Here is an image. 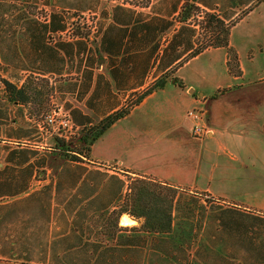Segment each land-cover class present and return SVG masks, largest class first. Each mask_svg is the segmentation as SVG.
<instances>
[{
  "label": "crops",
  "instance_id": "obj_1",
  "mask_svg": "<svg viewBox=\"0 0 264 264\" xmlns=\"http://www.w3.org/2000/svg\"><path fill=\"white\" fill-rule=\"evenodd\" d=\"M185 1L196 10L181 22ZM205 13L229 25L240 75L225 47L201 40ZM169 72L88 157L60 152L43 121L51 108L80 130ZM191 109L203 112V136ZM154 184L223 212L226 229L234 211L264 217V0H0V264L146 260L137 247L157 235L138 188L147 200ZM207 219L173 218L161 236L216 244L218 220Z\"/></svg>",
  "mask_w": 264,
  "mask_h": 264
},
{
  "label": "trees",
  "instance_id": "obj_2",
  "mask_svg": "<svg viewBox=\"0 0 264 264\" xmlns=\"http://www.w3.org/2000/svg\"><path fill=\"white\" fill-rule=\"evenodd\" d=\"M196 10V7L193 4H189L185 1L181 8V22L185 21L190 14ZM52 19V14L50 15L49 21ZM199 25L203 28L212 27V31L214 32L213 39L214 41L208 45L211 46H222L226 48L227 51V67L229 73L238 76L241 71L238 65V58L236 52L233 48L228 46V33H229V25L225 24L219 17H217L213 13H205L203 19L199 22ZM201 47H197L194 50L187 53V55L181 59L179 64H182L183 61L192 57L199 53ZM182 55V53H181ZM169 73H165L162 76L155 79L145 90L134 94L130 97L125 104L112 113L104 117L103 119L91 124L88 127L80 129L82 136L79 137V146L83 145L84 151L77 152L83 156L88 157L90 152L91 144L104 132L106 128H108L112 123H114L117 119L126 115L132 107L137 105L147 94L151 91L161 88L164 86L167 78L169 77ZM177 85L183 87V81L176 77L173 78ZM7 88H11L12 86L6 83ZM226 88L220 89L216 92L221 93L226 91ZM56 145L58 146L61 153L76 159L75 154H68L69 151L71 153L76 152V150H72L70 144L72 141L67 140L63 141L62 139L55 138ZM174 196L166 199L168 203L166 211H162L164 216L163 225H158L157 223L152 226V228H148L147 231L154 233L157 235L154 239L151 240V243L147 246L139 245L136 250V256L141 258L143 255V251L145 248L148 249V255L146 260H117L114 262H95L96 264H264V238H259L260 229L254 228L243 222V218L248 217L247 215H251L249 218L255 220L261 224H264V217L248 214V213H239L234 211L233 214L230 213L229 216L234 217V222L232 223L233 228L230 230L229 228H225L224 217L222 215L223 212H217L213 215L208 214V217H216L218 220V228L216 229L217 235V243L216 244H208V243H198L192 244V242H187L181 240V231L178 234V238L175 239H166L163 238L160 234H162L166 229H168L171 225L172 219L175 218L176 214H172L170 211V207L172 208L174 203H177L175 210H177L178 203L177 201L173 202ZM181 224V222L179 223ZM232 234V238L230 235ZM226 235L229 236L226 238ZM225 241H230V243H226ZM121 248H117L119 252H123L128 242L120 239ZM186 242V243H185ZM132 247H135L132 246ZM249 253L250 257L242 256L243 253Z\"/></svg>",
  "mask_w": 264,
  "mask_h": 264
},
{
  "label": "rangeland",
  "instance_id": "obj_3",
  "mask_svg": "<svg viewBox=\"0 0 264 264\" xmlns=\"http://www.w3.org/2000/svg\"><path fill=\"white\" fill-rule=\"evenodd\" d=\"M202 34H205V36L209 35L208 36L209 38H205V36L203 35V37H201L202 38L201 40L212 39L214 41V39L212 38V36H214L213 35L214 32L212 31V27H210V28L208 27V28L204 29ZM82 133L83 132H81L80 130H76L75 133L72 134L71 137L68 139H62V138L58 137L59 139H62L64 142L67 140L72 141L70 143V144H72L71 148H72V150H76V152L71 153V151H69L68 154L70 156H71V154H75V156L78 158V156L81 154L77 153V152L84 151L83 145L79 146V141H78L79 137L82 136ZM82 156H83V154H82ZM132 183L136 184L135 181H133ZM148 187H149V185H148ZM133 190H134V187L132 188V191ZM138 190H139V193L141 192V194L139 195V199H140L139 210H141V212H142L143 210H145V207H146L148 213L146 214V212L143 211L142 212L143 215H147V216L150 215L151 218H153V220H154V224L157 223L158 225L162 226L164 221H165L164 216L162 214V211H166V209H167L166 207L168 206L166 199L170 198L171 196L175 197L177 190L173 189L171 187L170 188L169 187L168 188L167 187H161L160 185L154 184L153 189H152V193H151V188H150V190H149V188L147 190V192H148L147 193L148 194L147 200H145L144 195H143V194H146L145 189H141V187H139ZM142 190H143V192H142ZM179 198L181 200V204L178 205L177 210H175L177 203H174L172 208L170 207V211L173 212V214H176V212H178L177 215L175 216V219L181 218V221L185 219L184 221L181 222V226H184V227L191 226L190 220L191 219L194 220L195 217L198 218V221L196 223L197 226L199 225V223L201 222L200 220H202L204 216L206 217V220H208L207 219L208 214H206V211L208 209L205 207V204L197 203L196 201H194V200H199L198 198L194 197L193 195L191 196V195L182 194V193H180V195L177 197V199H179ZM183 201L185 203H182ZM134 203H135V200H133L131 204L134 205ZM215 207L216 206H214V204L213 205L211 204L209 209H211V208L214 209ZM255 209L257 211H259L260 209H264V208L256 206ZM252 214H255V213H252ZM247 216L248 217L243 218V222H245L246 224L251 226L252 229L259 228L260 229L259 238H262V237L264 238V224H261L259 226V223L257 221L249 218L251 215H247ZM206 230H205V232H206ZM182 236H183L182 238H184L182 240H184V241H187V242L193 241V234H191V233H182ZM201 243H202V241H201ZM242 256L250 257L248 252L243 253Z\"/></svg>",
  "mask_w": 264,
  "mask_h": 264
},
{
  "label": "built area",
  "instance_id": "obj_4",
  "mask_svg": "<svg viewBox=\"0 0 264 264\" xmlns=\"http://www.w3.org/2000/svg\"><path fill=\"white\" fill-rule=\"evenodd\" d=\"M188 115L193 120L192 134L197 137L203 136L206 133L202 121L203 112L201 110L191 109L188 111ZM43 121L57 138L68 139L77 130L69 114L57 108H51L45 114Z\"/></svg>",
  "mask_w": 264,
  "mask_h": 264
}]
</instances>
